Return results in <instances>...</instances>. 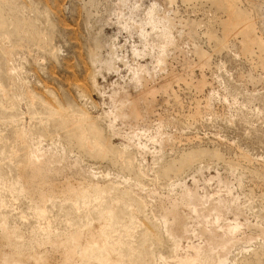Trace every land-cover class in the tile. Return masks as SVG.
<instances>
[{
  "label": "rangeland",
  "instance_id": "rangeland-1",
  "mask_svg": "<svg viewBox=\"0 0 264 264\" xmlns=\"http://www.w3.org/2000/svg\"><path fill=\"white\" fill-rule=\"evenodd\" d=\"M0 264H264V0H0Z\"/></svg>",
  "mask_w": 264,
  "mask_h": 264
}]
</instances>
